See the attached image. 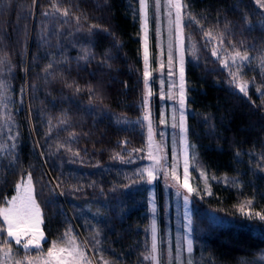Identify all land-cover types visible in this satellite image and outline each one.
Returning a JSON list of instances; mask_svg holds the SVG:
<instances>
[{"label": "trees", "instance_id": "16d2710c", "mask_svg": "<svg viewBox=\"0 0 264 264\" xmlns=\"http://www.w3.org/2000/svg\"><path fill=\"white\" fill-rule=\"evenodd\" d=\"M184 3L200 21H184L188 135L195 156L193 263L264 264V221L239 211L246 199L253 200L251 211H264V69L257 59L264 56V8L256 0ZM138 8V0H0V59L7 58L0 79L8 85V99L0 103V144L6 148L0 152V203L31 172L46 241L71 225L98 259L92 247L98 229L99 247L111 264H152L144 259L151 252L152 214L151 185L140 175L148 166V135ZM201 25L214 39L204 38ZM221 32L225 45L231 42L251 57L243 68L247 96L229 83L228 70L212 55L213 47L221 57L232 50L219 46ZM83 49L94 57L82 59ZM152 51L156 58L154 33ZM50 62L54 77L44 71ZM117 153L125 162L113 158ZM158 186L165 240L169 227L177 229L178 202L171 201L169 222L164 183ZM49 246L44 242L45 250ZM17 247L14 256L23 257Z\"/></svg>", "mask_w": 264, "mask_h": 264}, {"label": "snow or ice", "instance_id": "6c2138e0", "mask_svg": "<svg viewBox=\"0 0 264 264\" xmlns=\"http://www.w3.org/2000/svg\"><path fill=\"white\" fill-rule=\"evenodd\" d=\"M36 0H33L35 4ZM261 8H264V0H256ZM138 14L141 20V27L143 30V61L144 70L142 73L143 83L145 89H148V95L151 94L149 89V79L152 72L149 68V37H148V22L149 19H157L161 13L162 9H167L168 24H169V43L167 51V63L169 66V76L173 75L172 66L174 64V41L176 44L175 52L178 55L179 63V83L175 85L178 87L177 93V103L179 109H173L172 113V127L178 128L180 133V140L183 143V181H179L177 175V168L179 166V161L173 159L171 165H168L165 157L162 155V148L153 143V132L152 124L149 115H145L144 119L148 121V158L152 160V165L141 169L140 175L146 177L147 181L151 183L157 178V174L163 172L164 175L171 176V178L176 181V186L178 188L186 189L189 194L196 191L189 184V167L191 166V161L195 159L194 154L190 153L189 149L194 146H190L187 141V126H186V116H185V104H186V91H185V79H184V21L187 17L189 22H194L200 25V21L196 20L191 12L187 11V4L184 0H138ZM53 8L55 11L59 12L61 9L53 3ZM151 13V15H150ZM48 15V12L44 13ZM63 16H68V9L62 10ZM77 22H79L80 17H75ZM92 28L97 27L96 25L90 26ZM201 31L206 40L212 38L211 29H204L201 25ZM214 39V38H212ZM219 46L224 47L225 51L232 49L228 52L226 57H221L219 55V47H213L211 49L212 55L216 56L220 61L222 66L228 70L231 79L229 83L232 84L239 92L243 93L245 96L248 95L249 82L244 80L241 75V68L245 66L246 63L250 62V56L247 51L241 52L240 49L236 48L231 42L228 45L224 44L225 34L223 32L219 33L218 36ZM195 48V45H193ZM82 59L87 60L90 56L94 57V54L89 49L82 50ZM163 48H161L160 55L163 56ZM260 62L261 68L264 69V56L257 58ZM7 58L0 59V66H5ZM233 65H235V70H233ZM160 67L163 68V62H161ZM53 63H49L44 71L47 76H55L56 73L52 71ZM68 87H73L72 83H67ZM0 103H4L8 99L7 83L0 79ZM91 91V89H89ZM257 91H261L259 87L256 88ZM75 91H81L79 86L75 87ZM147 101L145 100V103ZM7 107V104H4ZM178 111V116H177ZM11 119V117H9ZM51 123V122H49ZM61 123H66L65 120H61ZM161 123H164L161 120ZM73 137L74 133L71 134ZM15 143L12 147L15 148ZM63 146V145H62ZM6 148L3 144H0V152L5 151ZM72 151L71 148L67 149ZM134 151H141L139 149H134ZM74 155H79V152H74ZM114 159H119L122 162L124 157L120 156L119 153L115 154ZM130 162V161H128ZM170 169V171H169ZM200 176L205 178V189L208 194H211L210 189L207 184V175L201 170ZM216 177L213 176L212 179ZM222 179L227 182L228 178L223 177ZM16 194L11 196V198H4L3 202L0 203V264H8L10 260L14 261V264H111V261L105 258L103 251L99 247L100 241L97 239L99 236V230H95L93 234V240L95 244L92 247L95 249V253L98 254V259L95 255H91L88 251V242L86 240H80L77 235L73 232L71 225H69L66 230L62 233L60 237L55 240L46 241L45 232L42 228L44 224L42 212L40 205L37 203L35 198V183L31 172H28L26 176H22L20 180L15 184ZM80 190V189H76ZM198 194V193H197ZM185 202L189 200V196H184ZM253 204L252 199H246L243 203L239 205V211L250 218L258 217L261 221H264V211L253 212L251 211V206ZM246 209H249L246 211ZM189 231L191 229L189 228ZM43 242L49 243V247L45 250L42 246ZM13 244L18 246L15 252H23L24 256L16 258L14 256ZM35 250L37 255L31 256L30 253ZM187 251L190 254L186 264H193L191 259V253L193 252V241L191 238L187 239ZM179 256V253H177ZM161 250L158 247L157 235L155 221L152 224V244L151 252L144 256V259L153 261V264H161ZM168 264H173V261L169 259ZM177 264H185L183 260H177Z\"/></svg>", "mask_w": 264, "mask_h": 264}, {"label": "rangeland", "instance_id": "374dc122", "mask_svg": "<svg viewBox=\"0 0 264 264\" xmlns=\"http://www.w3.org/2000/svg\"><path fill=\"white\" fill-rule=\"evenodd\" d=\"M151 15V13H150ZM169 24H168V16L167 9H162L159 17L157 19H149L148 22V37H149V68L152 72V75L149 79V89L151 94L148 95V89H145V110L143 114V120L145 121L148 135V121L144 119L145 115H149L152 124V132H153V143L159 145L162 148V155L165 157V160L168 165H171L173 159H177L179 161V166L177 168V175L179 177V181L182 183L183 177V143L180 140V133L178 128L172 127V113L173 109H179V105L177 103V93L178 87L174 86L179 83V63H178V55L175 52L176 44L174 41V64L172 66L173 75L169 76V66L167 63V51H168V43H169ZM153 33L157 39V56L156 58L153 55L152 51V38ZM184 48H185V57H184V79H185V91H186V104H185V116H186V126H187V141L189 142L188 135V104H187V79H186V68H187V49L189 47V42L187 40V36L184 29ZM143 37V30H142ZM161 48H163V56L160 55ZM251 58V57H250ZM251 60V59H250ZM163 62L164 67L161 68L160 64ZM249 65V62L245 64ZM235 67V65H233ZM244 67L241 68V75L244 80ZM158 98V102H157ZM157 106V107H156ZM178 116V111H177ZM161 120L164 123H161ZM148 140V138H147ZM168 147L170 149V153L168 152ZM191 153V148L189 149ZM152 160L148 158V166L152 165ZM194 160L191 161V166L189 167V184L194 189V181L192 177V166ZM170 171V169H169ZM27 175V174H26ZM208 178V177H207ZM162 181L164 183L165 188V196L167 199V208H168V219L170 222L171 218V201L175 199L178 202L177 206V229L175 231L170 230L168 228V237H165V240L162 237L161 229L159 225L158 219V202H157V191L158 185ZM151 194H150V206H151V214H152V223H151V244H152V224L155 221L156 227V235H157V243L158 247L161 250V264H168L170 256L173 261V264H177V260L185 261V264L189 258V253L187 251V239L191 238L193 241V212H192V193L189 194L186 189L178 188L176 186V181H174L171 176H165L163 172L157 174V178L153 180L151 183ZM173 187L176 189L173 191V196H171V190ZM16 192L13 194L15 195ZM12 195V196H13ZM188 195L189 200L185 202L184 196ZM11 198V197H10ZM35 198L37 203L39 204L36 191ZM40 205V204H39ZM42 216L43 211L40 206ZM44 220V218H43ZM168 222V223H169ZM44 230V224L42 225ZM189 228L191 231H189ZM45 232V231H44ZM46 237V234H45ZM44 242L42 243V246ZM194 245V244H193ZM179 253V256H177ZM192 254V253H191ZM264 259V254L262 255ZM191 259L192 255H191ZM153 264V261H151ZM8 264H13V261L10 260ZM194 264V263H193Z\"/></svg>", "mask_w": 264, "mask_h": 264}]
</instances>
